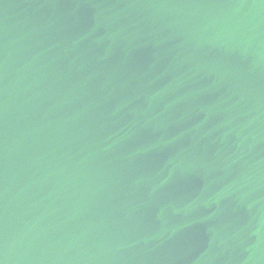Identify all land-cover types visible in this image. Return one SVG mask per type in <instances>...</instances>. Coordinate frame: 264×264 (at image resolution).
Masks as SVG:
<instances>
[{
  "label": "water",
  "instance_id": "95a60500",
  "mask_svg": "<svg viewBox=\"0 0 264 264\" xmlns=\"http://www.w3.org/2000/svg\"><path fill=\"white\" fill-rule=\"evenodd\" d=\"M0 264H264V0H0Z\"/></svg>",
  "mask_w": 264,
  "mask_h": 264
}]
</instances>
